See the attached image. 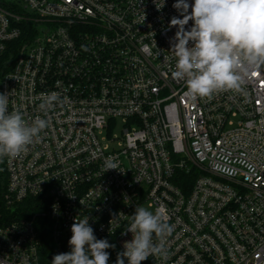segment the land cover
Wrapping results in <instances>:
<instances>
[{"label":"built area","instance_id":"1","mask_svg":"<svg viewBox=\"0 0 264 264\" xmlns=\"http://www.w3.org/2000/svg\"><path fill=\"white\" fill-rule=\"evenodd\" d=\"M162 2L0 0V93L26 122L48 121L2 159L17 214L0 227V264H51L85 217L114 264L136 206L172 228L167 256L142 264H264V67L193 100L172 75L182 17Z\"/></svg>","mask_w":264,"mask_h":264},{"label":"clouds","instance_id":"2","mask_svg":"<svg viewBox=\"0 0 264 264\" xmlns=\"http://www.w3.org/2000/svg\"><path fill=\"white\" fill-rule=\"evenodd\" d=\"M164 6L165 0L156 4L158 11ZM172 6L182 17L173 16L169 23V28L177 29L169 40L175 59L172 75L185 81L186 94L193 100L240 90L245 74L254 75L264 67V0H194L191 5L176 0ZM189 21L192 25L186 29ZM56 100L46 96L40 111L46 113ZM8 105L9 94L0 93V160L27 152L48 127L44 118L26 122L20 111L9 112ZM118 167L108 161L105 172ZM70 230V251L54 255L51 264H108L107 250L115 246L97 239L88 217L75 219ZM127 232L132 239L124 241L115 264H142L149 257L167 256L165 239L172 228L160 210L136 206L122 234Z\"/></svg>","mask_w":264,"mask_h":264},{"label":"trees","instance_id":"3","mask_svg":"<svg viewBox=\"0 0 264 264\" xmlns=\"http://www.w3.org/2000/svg\"><path fill=\"white\" fill-rule=\"evenodd\" d=\"M185 180L188 181L189 184L190 182L192 183V180H190V178L189 179L186 178ZM7 183H8V179H7L6 169L4 167L3 161L0 160V227L12 221L17 214V210L12 209L13 206L10 205V203L5 197L7 190ZM125 264H127V261H125Z\"/></svg>","mask_w":264,"mask_h":264},{"label":"rangeland","instance_id":"4","mask_svg":"<svg viewBox=\"0 0 264 264\" xmlns=\"http://www.w3.org/2000/svg\"><path fill=\"white\" fill-rule=\"evenodd\" d=\"M193 2H194V0H193ZM121 127H122V120H119L118 121L117 132H119V130L121 129Z\"/></svg>","mask_w":264,"mask_h":264}]
</instances>
